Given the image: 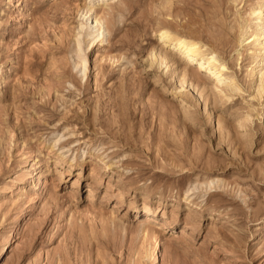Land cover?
Masks as SVG:
<instances>
[{
    "label": "rangeland",
    "instance_id": "rangeland-1",
    "mask_svg": "<svg viewBox=\"0 0 264 264\" xmlns=\"http://www.w3.org/2000/svg\"><path fill=\"white\" fill-rule=\"evenodd\" d=\"M263 1L0 0V264H264ZM161 26L241 87L209 99L211 121L146 66Z\"/></svg>",
    "mask_w": 264,
    "mask_h": 264
},
{
    "label": "bare ground",
    "instance_id": "bare-ground-1",
    "mask_svg": "<svg viewBox=\"0 0 264 264\" xmlns=\"http://www.w3.org/2000/svg\"><path fill=\"white\" fill-rule=\"evenodd\" d=\"M105 1L106 0H98V3L95 5H97V7H99L101 3L106 5ZM92 10L93 8L91 6H88L86 8L85 14L92 13ZM250 12L251 13L249 14L252 15L253 19L255 20L254 24H255L256 30L254 28L255 33L253 32L254 33L253 39L250 40L249 43L250 44L253 43L254 48L257 52V54L254 57V60L256 61V65L258 64L260 66L261 64L260 69L258 71H255L254 67L250 69L251 77L255 74V72L256 74H258L257 75L258 85L256 86L254 93L250 96L253 99L260 100V98L262 97L261 94L264 92V64H263L264 62V8H262L261 6H254ZM89 17L87 18L86 23L84 24V27H83V30L85 29L84 35H86L87 38L91 37L89 43L94 44L95 42L101 43L105 41L106 40L105 36H106V33L108 32V28L107 26L104 25V23L105 24H108V23L104 22V20L101 17L97 16V14L94 16L91 15ZM161 27H159L160 29L158 31V34H156V44L154 45V47H152L153 49L148 53V56H146L147 58H145L147 62L146 66L148 67L157 66L158 68H161L164 66V68L167 69V72L168 71L170 72L171 77H173L177 83L171 86V93L181 98L180 101L182 102L185 101L188 98L189 94L191 93L193 94V97L196 99V100L194 99V102L197 101L199 103L200 99L203 100L204 104L203 103L202 104L204 105V111H205L207 110L206 107H207V102L209 101V99L213 98L215 101L217 97V100L219 98L220 101L221 99L229 100L234 95H236L237 93L241 91V87L237 83L236 79L227 73L228 65L226 64L224 60L219 59V54H217L216 51L214 52L215 50L214 48H213L214 50H211V49L209 50V47L204 48V46H206L205 44L202 45L200 42L190 39V37L186 38L185 36L184 37L180 36L172 32L171 30H169L168 26H161ZM242 30L240 31L242 32ZM243 36H244V33H242L241 39ZM80 43L79 41L77 42L78 48H80V46L82 45V42ZM126 63L131 64V62L129 61ZM248 76H249V73H248ZM208 116L211 121V117L213 116V115L211 116V112L209 113ZM250 117H251L250 114H247L246 117L244 116V118L247 120L246 121L243 118L245 120L244 121L245 124L248 121L250 123V120H249ZM217 124L216 125L218 126L217 127L218 129L222 128V126L220 125L221 121L219 122L218 120ZM242 125H244V123ZM226 137L227 136H225V138ZM62 174L63 173H59L60 177L62 176ZM77 182L78 180H75L73 182V186L77 185ZM206 184H207L206 186L208 189H212L215 187L213 186L214 184L213 180H211L210 182H207Z\"/></svg>",
    "mask_w": 264,
    "mask_h": 264
}]
</instances>
